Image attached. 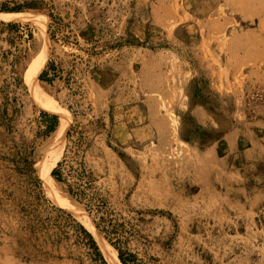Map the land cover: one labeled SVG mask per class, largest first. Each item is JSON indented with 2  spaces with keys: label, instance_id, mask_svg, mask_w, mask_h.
I'll list each match as a JSON object with an SVG mask.
<instances>
[{
  "label": "rangeland",
  "instance_id": "rangeland-1",
  "mask_svg": "<svg viewBox=\"0 0 264 264\" xmlns=\"http://www.w3.org/2000/svg\"><path fill=\"white\" fill-rule=\"evenodd\" d=\"M100 243L264 264V0H0V264Z\"/></svg>",
  "mask_w": 264,
  "mask_h": 264
},
{
  "label": "bare ground",
  "instance_id": "bare-ground-1",
  "mask_svg": "<svg viewBox=\"0 0 264 264\" xmlns=\"http://www.w3.org/2000/svg\"><path fill=\"white\" fill-rule=\"evenodd\" d=\"M8 18H11V19H15V18H18L16 15H14V14H8V16H7ZM7 18V19H8ZM6 19V18H5ZM35 24V23H34ZM41 65L39 64V66H37L36 67V69L35 70H37L39 67H40ZM30 72V71H29ZM34 72V71H33ZM27 73V72H26ZM28 74V73H27ZM29 78V77H28ZM32 81H34V80H32ZM32 87V86H31ZM33 88V87H32ZM34 89V88H33ZM39 94V93H38ZM36 96H38V95H36ZM41 96V95H40ZM65 117V116H64ZM59 132H58V134H57V137H55L56 139H55V141H54V143H53V145H52V148H51V150H50V152L52 153V159H51V161H46V163H43L42 164V166H41V170H40V177H41V179H42V181L44 180V183H43V185H45V186H48L49 184V171L52 169V167L55 165V163L57 162V160H58V157H59V155H60V153H61V148L60 149H57L58 148V143H59V139H60V137L62 136V133H63V131L65 130V128H66V125H67V120L66 119H68V118H63L62 117V112H60L59 113ZM61 142H63V141H61ZM62 144V143H61ZM52 181V180H51ZM50 186V185H49ZM52 186V185H51ZM50 186V187H51ZM49 187V188H50ZM52 188V187H51ZM49 192V191H48ZM54 198H55V196H54ZM81 216H83V215H81ZM85 217V216H84ZM83 219V218H82ZM85 223V222H84ZM86 225V224H85ZM86 226H88V225H86ZM87 228H90V227H87ZM91 229H93V226H91ZM93 232V231H92ZM97 234V233H96ZM99 237V236H98ZM108 245V244H107ZM100 246L102 247V249H103V251L101 250V253L104 255V257H105V259H106V261L108 262V264H121V263H119V261H118V259H117V255H116V253L114 252L113 254L109 251V250H107V249H104L103 248V245H102V243H100ZM105 247V246H104ZM107 247V246H106ZM108 248H110L109 246H108Z\"/></svg>",
  "mask_w": 264,
  "mask_h": 264
},
{
  "label": "trees",
  "instance_id": "trees-1",
  "mask_svg": "<svg viewBox=\"0 0 264 264\" xmlns=\"http://www.w3.org/2000/svg\"><path fill=\"white\" fill-rule=\"evenodd\" d=\"M46 110L49 111V112H51V113L56 114V111L54 109L53 110L46 109ZM56 126H57V116L56 115H53L52 116V119H51V125L49 127H47L46 130L44 131L45 136L46 135H49L50 133H52L55 130ZM60 165H61V163H59L57 165V168L60 167ZM57 168L54 169V171L51 173L52 176H56L55 174H56V172H58L57 171ZM56 178H57V181L58 182H63L62 179H61V177L58 176ZM68 193L70 195H72V192L70 191V189H68ZM83 232L91 240V244L94 246V243L92 241L91 236L89 234H87L85 231H83ZM118 258H119L121 264H126L125 263L126 261H124V259L122 257V254L119 251H118Z\"/></svg>",
  "mask_w": 264,
  "mask_h": 264
}]
</instances>
